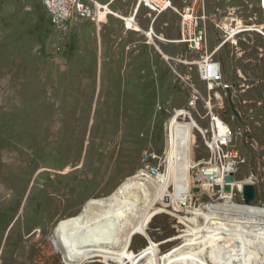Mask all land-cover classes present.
Here are the masks:
<instances>
[{
	"label": "rangeland",
	"instance_id": "374dc122",
	"mask_svg": "<svg viewBox=\"0 0 264 264\" xmlns=\"http://www.w3.org/2000/svg\"><path fill=\"white\" fill-rule=\"evenodd\" d=\"M97 1L114 13L103 24L73 19L60 28L40 0H0V264H21L22 256L31 264H67L54 245L57 226L140 170L165 173L170 124L178 111L185 112L180 122L198 125L195 164L211 157L206 142L212 115L230 126L229 151L241 160L233 201L245 204L239 183L253 177L251 204L264 206V0H200L201 52L190 42H176L182 18L174 11L156 17L139 0ZM191 3L174 4L180 10ZM133 16L142 32L127 28L125 19ZM231 30L239 32L229 38ZM203 58L221 64L224 79L215 89L201 76ZM130 117L136 133L132 156L117 174L102 177L111 173L113 135ZM202 167L192 170L194 178ZM223 196L206 190L193 203L222 204ZM174 210L165 209L150 223L163 252L188 233ZM148 244L146 236H136L132 253ZM85 264L105 263L98 258Z\"/></svg>",
	"mask_w": 264,
	"mask_h": 264
},
{
	"label": "bare ground",
	"instance_id": "6f19581e",
	"mask_svg": "<svg viewBox=\"0 0 264 264\" xmlns=\"http://www.w3.org/2000/svg\"><path fill=\"white\" fill-rule=\"evenodd\" d=\"M110 13L114 15L111 10ZM125 21L129 29L143 31L134 16ZM228 32L232 38L239 30ZM148 37L153 41L157 34L152 29ZM213 63L216 72L224 79L221 64ZM92 76H89L90 89L95 84ZM124 113H129V109ZM184 113L178 111L171 120L165 173L140 170L136 176L126 179L112 195L91 199L78 216L57 226L54 245L64 254L67 264H85L98 258L105 264H264V206L246 202L239 205L233 201V191L219 192L227 199L225 203L194 206L196 194L193 189L197 178L193 177L192 170L197 164L194 163L192 147L195 144L193 131L198 125L194 121L180 122L179 117ZM133 124L132 117L128 118L122 123L120 132L113 135L115 143L108 155L111 173H99L100 176L106 178L117 174L114 172L130 160L129 146L136 135ZM216 167L205 168L200 174L201 186L211 195L213 192L208 190L207 179L215 175ZM216 177L222 184V176L217 174ZM245 184H253V177L239 183L241 188ZM236 185L237 182L232 183L233 188ZM169 207L175 209L180 223L188 227V233L182 244L163 252L149 228L153 218L165 213ZM176 212H184L186 216ZM139 235L146 236L149 244L135 255L132 246ZM20 262L31 264L25 256Z\"/></svg>",
	"mask_w": 264,
	"mask_h": 264
},
{
	"label": "built area",
	"instance_id": "2783aa9c",
	"mask_svg": "<svg viewBox=\"0 0 264 264\" xmlns=\"http://www.w3.org/2000/svg\"><path fill=\"white\" fill-rule=\"evenodd\" d=\"M40 1L49 16L51 23L55 27L60 28L66 26L73 19L90 20L100 26L104 22L103 18L110 14V11L108 10L109 5H102L97 0ZM174 3L175 0H139V6H144L156 17L168 11H174L180 15L182 18V34L181 38L176 42H190V45L195 52H201L204 47L205 34L203 30H197V27L199 26L198 6L200 0H192L191 4H188L180 10L176 8ZM200 73L203 80L209 83L212 89H215L218 82H222L223 80L221 74L216 72L214 63L206 58L201 59ZM225 89H227V87ZM211 120V126L207 131L208 137L206 142L207 147L211 152V157L208 160L197 164V167L204 165L201 169V173H203L205 168L217 166L215 175L213 174L212 178L207 179L209 185L208 190L214 192V187L216 185H219L222 188L226 184V176L230 173H236L241 160H238V155L235 152L229 151V148L233 143V130L220 116L212 115ZM200 174L197 177L195 187L200 188L201 191H205V188L200 184L202 181ZM217 174L222 176L224 183L222 182L221 184L220 182H217ZM241 192L243 193V191Z\"/></svg>",
	"mask_w": 264,
	"mask_h": 264
},
{
	"label": "water",
	"instance_id": "95a60500",
	"mask_svg": "<svg viewBox=\"0 0 264 264\" xmlns=\"http://www.w3.org/2000/svg\"><path fill=\"white\" fill-rule=\"evenodd\" d=\"M228 96H229V103L232 107V110L233 112L237 114L236 110H235V106H234V102L232 100V90L230 88H228ZM236 181V178H235V174L234 173H230L228 176H226L225 178V182L226 184L224 185L223 189L219 186V185H216L214 187V189L216 191H223L225 193H230L233 191V187H232V183H234ZM194 193L198 194L200 193V188L198 187H195L193 189ZM243 198L245 200L246 203H251L255 200L256 198V188H255V185L254 184H245L244 185V188H243Z\"/></svg>",
	"mask_w": 264,
	"mask_h": 264
},
{
	"label": "crops",
	"instance_id": "0c3cea01",
	"mask_svg": "<svg viewBox=\"0 0 264 264\" xmlns=\"http://www.w3.org/2000/svg\"><path fill=\"white\" fill-rule=\"evenodd\" d=\"M135 32H138V31H135Z\"/></svg>",
	"mask_w": 264,
	"mask_h": 264
}]
</instances>
